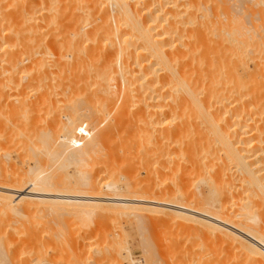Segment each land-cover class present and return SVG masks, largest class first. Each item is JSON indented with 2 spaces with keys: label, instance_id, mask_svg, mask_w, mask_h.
<instances>
[{
  "label": "bare ground",
  "instance_id": "bare-ground-1",
  "mask_svg": "<svg viewBox=\"0 0 264 264\" xmlns=\"http://www.w3.org/2000/svg\"><path fill=\"white\" fill-rule=\"evenodd\" d=\"M238 1L0 0V143L45 191L0 187V205L160 213L264 264V17ZM119 130L135 168L108 152Z\"/></svg>",
  "mask_w": 264,
  "mask_h": 264
},
{
  "label": "rangeland",
  "instance_id": "rangeland-1",
  "mask_svg": "<svg viewBox=\"0 0 264 264\" xmlns=\"http://www.w3.org/2000/svg\"><path fill=\"white\" fill-rule=\"evenodd\" d=\"M250 1L251 0L245 3L244 0V2L242 1L240 3H243L242 7L246 8L247 3L251 4L252 1L251 2ZM254 1L255 0H253V2ZM262 1L264 0H261V4H260L258 0L260 4L258 6H260V8L256 5L254 6V4L255 3L258 4V2H255L253 4L254 7H252L251 5L252 9L257 8L256 10L257 11L259 10L258 13L256 10L253 9L254 12L256 11L258 13L257 15H259L260 17L254 15L256 14V12L254 13L253 11L252 13L250 11L249 13L251 14L248 15L249 10H247V12L245 10H241L242 7L239 6L241 5L240 3L237 6L240 7L241 9H237V10L240 12L244 11L246 14L247 13L248 14L246 18H244L245 16L242 17V15H244V12L243 14H241L242 12L240 13L237 11L238 13H240L239 17L241 15V17L244 18L243 20L244 21L246 20L245 22H247L249 16H252L251 19L255 16L253 21L256 20L255 24H257V21L264 17V12L262 14L260 13L261 6L264 7L262 5V3L264 4V2ZM251 7L246 9H251ZM227 9H228L227 13L231 12V14H233L232 12L233 9L231 11L229 6L227 7ZM227 13L225 12V14ZM225 14L223 15L224 19H225ZM219 17L220 16H218L216 20V17L213 16V19L215 18L214 20L219 21V19L222 16L220 18ZM256 17L257 18L259 17V19H257ZM224 19L222 21H224ZM251 19L250 21H248V23H246L247 24L246 27L248 28L250 27L249 22H251ZM79 89L80 88H77V91L75 90L77 93L73 95V97L75 96L78 102H79L78 96L80 93L82 94V92H80ZM57 91H53V93L59 94V90ZM52 96L53 98L56 97L54 95ZM59 96L61 95L59 94ZM83 96L84 95L82 94V97H80V99H83ZM59 98L62 99V97ZM56 99L57 97L54 98L55 101H57ZM48 115L49 114H47L46 117L43 116L42 118H38L37 116L34 115V117L32 116L31 119L35 121L38 118L39 120L36 121V123L37 122L39 123H37L36 126L38 128H41L42 125L44 126V124L46 123L45 120L47 121V118L49 120L47 121V123L50 122L51 115H49L50 118L47 117ZM110 118L113 122V116L109 117L110 122L108 121L106 122L111 124L112 122ZM258 119L256 120L258 121ZM83 121L79 123L83 125L84 123ZM32 122L33 121H31L30 123L32 124ZM34 123L35 122H33V124ZM76 124L78 125L77 121ZM80 124L78 125L80 127L77 126V128L81 129L82 126ZM87 126L88 125H86V128ZM122 131L123 130L121 131L119 130L117 131V133L116 131L112 132V133H116L117 135L118 132H120L121 140L119 136L120 134L118 135V138L117 136H115L116 137L115 139V137L114 138L111 137L112 133L110 134L111 136H109V134L107 133L108 137H104L106 134L103 135L102 133V139L103 137L107 138V141H109L108 140L110 139L109 137H111L113 140H117V139L120 140V143L112 140L110 142H113L114 144L108 142L110 143V148H112L111 150H108L107 146L109 145L106 143V140L103 139L104 141L103 144L107 145L106 149L108 150V152L111 151V155H113V157H111L112 160H114L113 158H115L116 155L117 154L119 155L121 152L122 155L124 154L126 155V157H128L126 152L134 148L133 145L130 146L128 145V143L131 144L132 141L134 143L135 139L131 140L130 135L132 134L131 136H135L133 135V133H135L136 131L132 132V130H129V133L131 131L129 136L124 133L123 135H126L125 137L127 138L130 137L129 138L130 140L128 141L125 140L124 142L127 141L128 143L121 144V142H123L122 139H124L122 138L123 136L122 133L128 130H125L123 132ZM102 139H100L101 142H103ZM255 140L254 143H256ZM16 144L19 143L16 142ZM103 144H101V146ZM256 144L254 145L257 146ZM125 146H128L131 149L129 148L127 149V147L125 148ZM216 146L219 147L217 144ZM14 148L15 145L11 147L9 141L7 142L1 141L0 143V161L3 162L6 159L10 161L13 159L16 160V166H14L12 169L8 168L5 171H3L0 168V187L2 189V195L4 196V198L11 199L15 197V192H17L18 190L25 191L22 193H18L19 195L20 194L24 195L26 191L28 192L37 191L38 193L39 192L44 193L45 191L42 187L37 189L35 187L30 186V184L28 183V176H26L27 161L24 160L25 164H23L20 161V158L17 157L18 150L17 149L14 150ZM117 149L121 151L119 152V150ZM104 150L105 148H103V153L107 152V150H105V152ZM112 150L118 151L119 153L117 152L116 155L112 154L113 153ZM103 153L101 154L104 155ZM130 153H133V157H136L137 159V155L135 154L134 150L133 152L128 151V155L131 156ZM219 154L221 157L222 154L221 153ZM120 155L116 158H118L119 161L121 160L126 161L127 169H129L128 164L130 161L133 162L134 160V162H137L138 164V161H136L135 158L133 157L130 158L129 156V159H131L129 160L128 158L124 159V157H121ZM118 160H116L115 162H117ZM119 161H118V165L117 163L115 164V162L113 163L114 166L117 165L116 166L117 168L120 165ZM122 164H124L125 166V163H123V161ZM134 165H132L131 163L129 167L133 166L135 168ZM72 166L68 168V171L73 174L74 172L72 171H74L75 169ZM126 167L125 169L119 167L120 169L118 171L120 172L121 169L127 171ZM124 170L120 173L119 172L117 173L119 175H122L121 173L125 172ZM104 176L102 175V178L106 177ZM109 178L108 176L106 177L107 180ZM25 202L31 203L30 201H25ZM35 205H37L35 208L27 207V209H22L21 207H19V209H12L7 207L5 204L0 205V264H134V262L136 264H244V263L247 264L248 263L244 260V257L238 251H236L237 249L234 246L229 247L228 246L229 244L224 245L222 240L220 241V239L217 238L218 236L217 234H215V236L217 235L216 236L217 240H216V238H214L215 237L214 235L209 234L210 237L207 235V233L209 232H207L206 229H205L206 232H204L205 231L204 229L200 228L199 230V227L197 226L195 227L194 224H188L187 226L185 222L184 221L182 222L180 219L178 220L175 219L176 220L175 223V220H173L174 218L171 219L170 217L167 216L166 218L164 217L165 215L160 213L151 212L152 214H149V212L147 211L143 212V210H142L143 213L142 212L140 213L139 211H133L132 209L130 210L127 209L128 211L124 209H121V211L120 209L117 210L113 209L114 212L113 211L110 212V209H108L105 211L103 210L102 213V211L100 212V210L96 212L95 209L92 210L93 214L90 213L89 216L85 214L86 215L85 216L84 214L81 215L79 213L78 215L77 213L76 215L74 213L66 214V212L51 213V211L48 210L49 211L48 212L47 210L43 209V207H45L44 205L39 203H36ZM137 214L139 215L136 216ZM134 216L136 217L140 216L141 223L137 224L136 220H138V218L136 219ZM260 219L261 222H258V224L260 223L259 225H262L261 223L263 222L264 218L261 217ZM178 223L180 224V226L178 225ZM190 225L192 227H195L196 229L192 228L191 230Z\"/></svg>",
  "mask_w": 264,
  "mask_h": 264
}]
</instances>
